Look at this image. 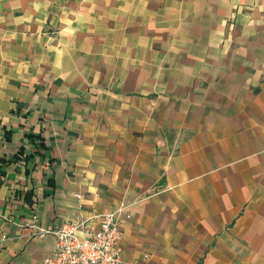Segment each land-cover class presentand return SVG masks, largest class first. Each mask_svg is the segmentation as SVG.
Instances as JSON below:
<instances>
[{
	"label": "crops",
	"instance_id": "0c3cea01",
	"mask_svg": "<svg viewBox=\"0 0 264 264\" xmlns=\"http://www.w3.org/2000/svg\"><path fill=\"white\" fill-rule=\"evenodd\" d=\"M117 210L122 264H264V0H0V264Z\"/></svg>",
	"mask_w": 264,
	"mask_h": 264
},
{
	"label": "built area",
	"instance_id": "2783aa9c",
	"mask_svg": "<svg viewBox=\"0 0 264 264\" xmlns=\"http://www.w3.org/2000/svg\"><path fill=\"white\" fill-rule=\"evenodd\" d=\"M122 219V210H117L100 215L96 228L88 227L86 221L76 220L45 229L42 233L53 234L57 244L44 263L122 264Z\"/></svg>",
	"mask_w": 264,
	"mask_h": 264
},
{
	"label": "trees",
	"instance_id": "16d2710c",
	"mask_svg": "<svg viewBox=\"0 0 264 264\" xmlns=\"http://www.w3.org/2000/svg\"><path fill=\"white\" fill-rule=\"evenodd\" d=\"M29 137H31V135H29ZM36 139H37L36 148L46 149L42 139L39 136H37ZM36 156L40 159L44 158V155L40 154L39 151L28 156V155L23 154V150H20L19 153L11 159V161L16 162V161H18L19 157H21L23 159L25 174H28V173H30V171H33L34 167L36 166V163H35ZM31 195H32L31 192H28V193H26V195L23 198L27 204H31V200H30Z\"/></svg>",
	"mask_w": 264,
	"mask_h": 264
}]
</instances>
